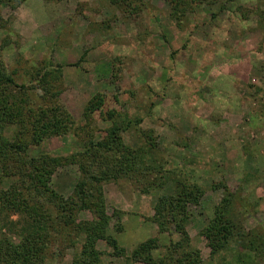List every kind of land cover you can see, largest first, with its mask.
<instances>
[{"label": "rangeland", "instance_id": "rangeland-1", "mask_svg": "<svg viewBox=\"0 0 264 264\" xmlns=\"http://www.w3.org/2000/svg\"><path fill=\"white\" fill-rule=\"evenodd\" d=\"M0 47L9 72L47 62L61 67L58 104L81 129L30 146L31 157H68L85 139L102 140L115 117L140 120L121 134L132 151L140 148L133 173L149 176L155 166L159 176L166 163L203 193L189 207L188 245L172 256L197 252L200 264H264V0L194 5L178 20L165 0H144L132 15L109 0H24L0 7ZM128 176L101 184V264H126L149 240L157 241L154 259L169 257L170 243L179 241L172 228L152 221L159 193L141 194ZM78 181L77 165L67 164L49 187L65 199ZM223 198L232 201L228 215L238 236L211 256L201 232ZM77 218L92 220L86 211ZM109 238L122 255L114 256ZM53 254L45 264H71L75 249Z\"/></svg>", "mask_w": 264, "mask_h": 264}, {"label": "trees", "instance_id": "trees-1", "mask_svg": "<svg viewBox=\"0 0 264 264\" xmlns=\"http://www.w3.org/2000/svg\"><path fill=\"white\" fill-rule=\"evenodd\" d=\"M143 1L109 0L120 12L131 15L139 13ZM217 1L165 0L175 20L185 16L191 6L213 5ZM22 2L24 0H0V7L14 9ZM60 70L61 67L47 62L22 72L17 69L9 72L0 61V264H45L54 256L53 251L61 257L68 249H75L71 264H101L97 243L106 238L107 222L101 184L118 182L121 176L128 175L127 180L141 194L159 193L152 221L159 228H172L179 241L170 243V255L162 259L151 256L157 249L156 240L141 243L126 264H200L197 252H183L180 257L172 254L188 245L189 207L199 204L202 190L178 180L176 177L181 173L166 163L159 176L156 174L160 167L155 166L150 167L149 176L133 173L139 166L140 148L132 151L124 144L121 134L132 126L137 127L140 120L115 117L102 140L85 139L80 151L65 158L28 154L30 146H39L46 139L78 134L79 127L58 104ZM7 129L11 133L6 137ZM145 145L155 150L150 142ZM67 164L77 165L79 181L72 194L64 199L50 189L49 181L57 168ZM231 202L223 198L220 209H216L219 211L201 232L211 256L238 236L237 227L228 215ZM82 211L90 213L92 220H79L77 216ZM12 237L16 241H12ZM106 243L115 257L123 254L115 240L109 238ZM248 245L250 250L258 251L253 243Z\"/></svg>", "mask_w": 264, "mask_h": 264}]
</instances>
